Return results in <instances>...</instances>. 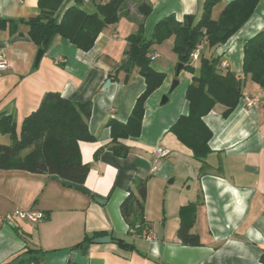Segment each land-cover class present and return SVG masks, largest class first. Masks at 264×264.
<instances>
[{
  "label": "crops",
  "instance_id": "crops-1",
  "mask_svg": "<svg viewBox=\"0 0 264 264\" xmlns=\"http://www.w3.org/2000/svg\"><path fill=\"white\" fill-rule=\"evenodd\" d=\"M107 1L84 0L82 9L93 12L96 3ZM231 1L220 0L212 19L217 20ZM38 2L0 0V19L18 23L36 17L41 10ZM140 2L152 7L146 18L137 11ZM204 3L128 0L119 10L118 22L106 26L88 52L56 36L37 67L41 47L30 40L28 28L0 27V51L8 66L0 71V113L13 116L17 133L44 95L55 92L72 103L91 102L87 125L95 137L79 143L80 159L90 168L81 185L55 175L0 170V264H264V92L241 69L245 41L264 28V0L225 44L209 48L201 43L197 59L190 61L192 74L181 70L176 75L179 63L172 39L153 43L151 67L165 75L164 81L146 100L140 136L125 142L126 156H116L108 148L107 121L125 123L145 88L137 69L114 74L130 55L128 37L142 24L143 35L150 38L156 23L169 15L198 20ZM72 6L74 0H64L56 12L58 19ZM213 56L220 58L223 73L231 72L240 81L242 97L253 99L255 105L247 110L241 99L224 117V106L216 104L204 116L212 138L211 152L201 162L169 129L188 113L185 93L193 76H199L201 58ZM174 81L178 85L172 89ZM9 143L10 136L0 133V144ZM155 148L166 155L155 157ZM136 177L147 178L143 236L129 233L119 208ZM186 205L192 210L181 216ZM19 210L40 211L44 218L31 225L16 216ZM182 220L192 221L190 232L200 245L179 242ZM104 236L111 237L109 244L92 241L75 248L85 237ZM120 237L134 248L114 244L113 238ZM31 256L40 259L27 261Z\"/></svg>",
  "mask_w": 264,
  "mask_h": 264
},
{
  "label": "trees",
  "instance_id": "trees-1",
  "mask_svg": "<svg viewBox=\"0 0 264 264\" xmlns=\"http://www.w3.org/2000/svg\"><path fill=\"white\" fill-rule=\"evenodd\" d=\"M64 0H39L40 13L28 20L6 21L0 19V27L14 28L23 24L28 28L27 35L41 47L45 39L46 48L56 37L68 40L77 49L88 52L100 32L119 20V10L128 0H108L96 3L93 12L82 9L84 0H74L75 6L66 9L58 19L56 12ZM220 0H205L202 14L198 20L185 15L178 20L169 15L156 23L150 38L143 35L140 24L137 33L128 37L129 51L138 47L137 54L120 64L116 73H131L137 69L145 82L144 91L137 97L132 111L125 123L109 119L106 128L110 130L108 148L119 157L128 153L125 142L140 136L144 106L148 97L160 87L165 75L151 67L150 47L172 39L173 51L183 70L193 73L190 55L197 45L207 44L216 48L225 44L251 18L259 0H232L227 3L217 20L212 19V9ZM151 5L140 2L137 11L146 18L151 13ZM220 58H201L199 76H193L187 87L185 98L188 101V113L180 116L169 132L186 146L197 161L203 162L210 154L208 146L212 132L203 121L216 104L224 106L223 116L227 117L242 98L240 81L231 72L223 73L219 67ZM243 75L248 76L264 92V28L245 41L243 47ZM264 108V107H263ZM91 114V102L72 103L59 93L47 92L39 107L31 112L21 123L19 132L11 114L0 113V133L10 136L8 145L0 144V170L24 171L36 175H55L71 184L84 183L89 167L80 159L79 143L95 141L87 125ZM99 153V151H97ZM147 194V178L136 177L120 204V214L128 226L129 233L143 236L146 231L144 203ZM191 206L182 208L180 215L190 212ZM192 221L182 220L177 238L182 245L198 246L199 238L190 232ZM101 234L97 233V236ZM94 239L85 237L75 248ZM120 248L132 250V244L124 239L113 238ZM33 254L35 251H28ZM39 257L31 256L27 261L37 263ZM264 263V259H262Z\"/></svg>",
  "mask_w": 264,
  "mask_h": 264
},
{
  "label": "built area",
  "instance_id": "built-area-1",
  "mask_svg": "<svg viewBox=\"0 0 264 264\" xmlns=\"http://www.w3.org/2000/svg\"><path fill=\"white\" fill-rule=\"evenodd\" d=\"M202 48V45L199 44L197 45V47L195 48V50L191 53L190 55V61L192 62L193 60H196L199 52ZM155 58L154 56L151 57V59ZM8 68L7 66V62L2 54V52L0 51V71L6 70ZM242 102L244 104L245 109L249 110L251 108L254 107L255 105V101L253 99L247 98L245 96H243L242 98ZM153 154L155 155V157L159 158V157H163L166 155V151L161 149V148H155L153 150ZM16 216L20 219V220H24L28 223H30L31 225H35L36 223H38L40 220H42L44 218V214L40 211H35V210H27V211H16Z\"/></svg>",
  "mask_w": 264,
  "mask_h": 264
},
{
  "label": "water",
  "instance_id": "water-1",
  "mask_svg": "<svg viewBox=\"0 0 264 264\" xmlns=\"http://www.w3.org/2000/svg\"><path fill=\"white\" fill-rule=\"evenodd\" d=\"M46 44H47V40L45 39V41L43 42L41 48L37 51V54H36V57H35V62H34V65L35 67L38 66L41 58L43 57V54H44V49L46 48ZM138 52V47H134L131 52H130V58L134 57ZM181 70H183V65L181 63H179L177 66H176V75H178ZM110 84V80H108L104 86V89H106ZM176 85H178V82L177 81H174L173 82V86H172V89H174L176 87ZM97 203L99 204H103L104 202L100 201V200H96ZM111 242V237L109 236H104V237H100V238H96L93 240V243L95 244H98V245H103V244H109Z\"/></svg>",
  "mask_w": 264,
  "mask_h": 264
}]
</instances>
